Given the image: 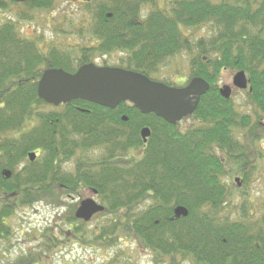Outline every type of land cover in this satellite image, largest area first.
<instances>
[{
  "label": "trees",
  "instance_id": "1",
  "mask_svg": "<svg viewBox=\"0 0 264 264\" xmlns=\"http://www.w3.org/2000/svg\"><path fill=\"white\" fill-rule=\"evenodd\" d=\"M93 1L81 4L72 44L20 27L53 14L59 0H0V264H38L65 242L114 251L105 264H137L122 259L126 238L150 264H264V215L234 181L246 187L264 156V0ZM182 54L187 75L209 84L185 129L128 101L54 106L37 93L44 70L73 72L97 59L179 86L155 77ZM235 71L246 75L249 112L219 93L222 73ZM85 190L103 205L99 223L76 219V204H65L36 247L4 258L17 210L46 197L62 207L61 193ZM179 205L187 215H175Z\"/></svg>",
  "mask_w": 264,
  "mask_h": 264
},
{
  "label": "rangeland",
  "instance_id": "2",
  "mask_svg": "<svg viewBox=\"0 0 264 264\" xmlns=\"http://www.w3.org/2000/svg\"><path fill=\"white\" fill-rule=\"evenodd\" d=\"M71 0H59L56 5L55 13L49 15L45 12L40 13V18L37 23H21L20 27L23 28L24 33H38L43 35L45 39H56L61 40L65 43L77 44L80 43V39L75 35V29L73 23H77L81 11V4H71ZM94 0L91 5H95ZM163 4V1L160 2ZM51 16L54 19H51ZM87 18V15L84 16ZM63 24V25H61ZM63 26L62 31L60 28ZM116 56L109 59L110 63L116 62ZM97 63L101 64V59L96 60ZM188 72L187 58L184 54L177 55L172 58L169 65L162 71L158 77L172 76V81L176 84L181 85L186 78H177L178 76L186 75ZM233 72H223L219 84H231V74ZM160 79V78H158ZM231 97L236 105V108L240 111L249 112V108L245 105L246 97L244 91H235L231 93ZM192 123L190 118L179 122V128L185 129ZM33 124V123H29ZM29 126V125H27ZM264 154V149H263ZM253 180L248 183L246 187H243L241 183H238V187L246 191V199H250V205L253 209L254 214L257 217L264 215V156L260 157L253 171L250 173ZM229 181V179H226ZM235 193V192H234ZM82 198L91 196L88 190L82 192ZM238 198V197H237ZM64 200V201H63ZM59 202H71L69 199H58ZM242 199L238 198V201L234 202L235 209L239 207ZM54 203V204H53ZM75 203V202H74ZM64 206V205H62ZM49 197H46L43 201L38 202L33 207H25L16 211V214L10 218V224L13 229L11 236L12 248L8 251L4 258H13L20 254L21 251L28 250L35 245L39 240V231L43 230L44 227L54 224V222L61 223V217L65 211L64 208H57ZM142 207V205L140 206ZM235 209L233 211H235ZM102 220L101 215H97L96 218L89 222V226L99 223ZM58 247L47 259H43L38 264H105L106 258H110L114 251L112 250H98L92 247L84 246L81 244H71L67 249H61ZM118 248H123L124 253L122 259L125 257L129 258L131 262L137 264H150L151 254L141 248L133 238H126L118 245ZM166 260V258H165ZM181 264H187L181 262Z\"/></svg>",
  "mask_w": 264,
  "mask_h": 264
},
{
  "label": "water",
  "instance_id": "3",
  "mask_svg": "<svg viewBox=\"0 0 264 264\" xmlns=\"http://www.w3.org/2000/svg\"><path fill=\"white\" fill-rule=\"evenodd\" d=\"M232 80L237 87H246L247 80L243 71H237ZM207 88L208 83L201 78H193L184 87H173L140 72L92 63L83 64L72 73L61 68H49L42 73L37 83L38 95L53 105L77 98L108 107H114L121 101H129L143 112H153L172 124L193 112L200 95ZM220 93L229 97V86H222ZM140 135L146 141L148 127H143ZM35 156V152L28 153L30 160ZM2 173L9 175L8 170ZM102 210L103 205L93 198H84L75 211V217L88 221L92 215ZM174 213L176 216H185L187 209L179 205L174 208Z\"/></svg>",
  "mask_w": 264,
  "mask_h": 264
},
{
  "label": "flooded vegetation",
  "instance_id": "4",
  "mask_svg": "<svg viewBox=\"0 0 264 264\" xmlns=\"http://www.w3.org/2000/svg\"><path fill=\"white\" fill-rule=\"evenodd\" d=\"M78 2H80V0H71L70 1V3L71 4H77ZM51 18H53V17H51ZM54 19V18H53ZM47 47H45V49H46ZM232 76H233V73L231 74V76H230V78H231V84H229L230 85V89H231V93H233V92H235V91H244L245 89H241V88H239V87H237V86H235V85H233V81H232ZM164 78H172V76H167V77H164ZM177 78H193V77H190V76H188V75H183V76H178ZM220 85H222V84H220ZM60 198H62V199H66L67 198V200L69 199V201H71L70 203L69 202H62V203H64L63 205H65V204H72L73 202H75V203H77L76 205H78V203H79V201H80V199L81 198H79V197H73V196H70L69 194H63V193H61V197ZM60 198H58V199H60ZM95 199L96 200H98L96 197H95ZM43 201V200H42ZM64 201V200H63ZM99 213H97V214H95V215H93V217H92V219L90 220V221H93L95 218H96V216L98 215ZM54 225H57V223L56 222H54ZM74 243V242H73ZM76 243V242H75ZM76 244H78V243H76ZM69 245H71V244H69V242H65L64 244H63V246H66V247H70ZM63 248V249H67V248ZM88 247H92V248H94L93 246H88Z\"/></svg>",
  "mask_w": 264,
  "mask_h": 264
}]
</instances>
